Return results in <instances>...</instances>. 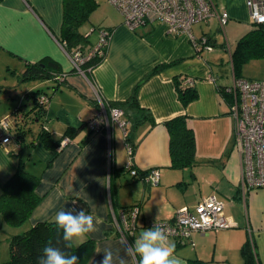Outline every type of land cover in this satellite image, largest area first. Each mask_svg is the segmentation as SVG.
I'll return each mask as SVG.
<instances>
[{"label":"crops","instance_id":"0c3cea01","mask_svg":"<svg viewBox=\"0 0 264 264\" xmlns=\"http://www.w3.org/2000/svg\"><path fill=\"white\" fill-rule=\"evenodd\" d=\"M211 2L218 13L226 11L228 18L223 26L214 15L196 23L201 24L198 29L191 27L193 36L205 35L213 45L212 49L200 52L195 50L186 33H170L162 22L129 29L110 5L118 16H107L105 25L89 32L81 31L87 36L84 48L87 51L97 43L99 30H110L104 58L88 71L73 69L59 41L62 0L0 2L1 79L16 76L13 63H18L23 73L28 63L40 62L46 57L56 61L60 71L67 72L63 82L56 86L52 79L22 77L34 83L25 88L22 97L32 100L30 95L37 89L47 94L42 120L53 137L58 138L67 128L77 129L63 146L49 149L35 140L21 149L26 166L41 175L36 191L42 199L26 220L25 228L38 221L54 220L56 212L62 209H85L102 223L98 225V232L73 242L93 240L94 249L87 264H99L103 253L97 254V248L111 246L114 252L122 250L120 242L133 243L151 221L169 220L179 208L193 209L204 197L214 194L223 203L224 214L235 225L207 232L194 231L183 242L169 237L175 245V255L184 264H245L241 249L249 243L257 263L264 264V187L242 190L233 118L229 103L218 90V87L230 86L235 76L232 73V82L227 81L221 68L219 72L214 68L226 57L232 68L230 52L236 41L253 27V22L247 0ZM62 65L69 66V70L65 71ZM154 68L157 71L144 79ZM180 79L181 85L190 79L196 91V98L186 105L178 97L176 80ZM138 83V102L145 115L136 111L123 115L128 121L131 140L125 139L116 123L110 125V132H92L87 121L97 110L96 92L109 103L121 102ZM43 85L51 92L42 88ZM20 103L19 100L9 110L0 109V119L9 117L19 106L28 110L32 105ZM182 114L194 132L197 163L177 168L171 164L169 134L164 122ZM8 122L14 127V118ZM115 129L121 132L120 139ZM130 144L134 145L131 155L127 148ZM17 146L13 139L0 142V183L17 167ZM129 159L140 172L158 169L157 183L150 184L145 178L133 177L122 169ZM134 204L138 207L136 227L133 233L124 232L119 208ZM0 227L6 229L1 218ZM14 230L7 239L20 233L19 229Z\"/></svg>","mask_w":264,"mask_h":264},{"label":"trees","instance_id":"16d2710c","mask_svg":"<svg viewBox=\"0 0 264 264\" xmlns=\"http://www.w3.org/2000/svg\"><path fill=\"white\" fill-rule=\"evenodd\" d=\"M96 7V0H62V23L59 41L68 53L74 50H79L81 53L86 52L84 48L87 44V36L80 31V27L89 20L90 14ZM103 58L104 55H95L86 61L81 66V69L83 71L91 70ZM256 58H264V24L253 23V27L236 41L234 48L230 52V61L235 78H245L240 74L242 65ZM157 69H152L144 79L156 72ZM66 74L67 72L60 71L59 64L56 61L46 57L40 62L26 64L22 77L25 80L52 79L57 86L63 82L62 78ZM176 82L178 85V97L184 105L196 98V91L191 85H181L182 79L176 80ZM139 85L140 83L133 87L130 96L126 100L110 104L121 107L124 114L128 111H136L145 115V111H143L138 102ZM227 87V85L218 87V90L229 103V113H231L230 106L233 103V95L231 91L226 89ZM42 94L47 96L46 93L39 89L31 93L32 105L28 110H24L19 106L12 111L14 127H10L8 141L13 139L18 145L19 150L15 152L18 156V164L11 176L0 183V218L5 225L12 227L24 224L42 199V196L36 191L41 175L34 168L26 166V162L21 156V149L32 145L35 140H40L46 148H57L62 138H70L77 131L75 128H67L58 138L51 135L47 128L43 126L42 119L46 112L47 103L40 104L38 102V98ZM39 120L42 123L37 129L35 136L33 134L35 132L32 131L28 124ZM164 125L169 134V154L172 166L184 168L195 165L197 163L195 157V136L193 130L187 125L186 115H176L166 120ZM130 127H133V125ZM33 136H35L34 140L32 139ZM125 139L127 141L131 140L127 129ZM130 147L133 152L134 145L130 144ZM122 169L125 168L122 167ZM143 173L144 171L140 172L137 170V176L142 177ZM134 206H137V204L123 206L119 210L129 220ZM121 229L124 231L123 227ZM62 237L63 231L58 228L55 220L38 221L22 232L9 236V258L4 262H0V264H36L37 258L43 255L44 247L49 244L59 247L62 251L69 254L77 255L80 264H87L94 249L93 240L86 239L78 244L72 242L71 248H68ZM241 252L245 264H258L249 243L244 244Z\"/></svg>","mask_w":264,"mask_h":264},{"label":"built area","instance_id":"2783aa9c","mask_svg":"<svg viewBox=\"0 0 264 264\" xmlns=\"http://www.w3.org/2000/svg\"><path fill=\"white\" fill-rule=\"evenodd\" d=\"M109 2L122 16L123 23L129 29L135 30L147 23L162 22L170 33H186L198 52L202 49L210 50L213 45L205 35L199 38L193 36L191 27L207 21L214 15L218 16L223 26L228 18L226 11L218 13L215 10L211 0H109ZM247 5L251 22L264 24V0H247ZM109 38L110 31L101 29L98 41L92 48L84 53L79 50L67 52L73 69L81 71V66L91 57L104 55ZM184 84L190 85L191 80H186ZM226 89L233 95L230 114L233 118L235 146L241 160L242 190L264 187V81L234 77L232 84ZM95 100L97 110L87 121L89 129L92 132L101 130L110 132V125L116 123L126 134L128 121L123 118V109L105 101L99 91L96 92ZM38 102L46 104L48 97L42 94ZM9 131L8 117L0 119V142H8ZM67 141L68 137L62 138L59 147ZM127 148L128 154L131 155V147ZM124 168L132 176H137V170L130 159ZM141 176L150 184H155L158 181V169L146 170ZM119 214L124 231L133 232L138 219V207L132 208L129 220L122 211H119ZM154 224L161 227L168 237H173L179 242L190 239L194 231L207 232L235 225L224 214L223 203L214 194L204 197L193 209L188 206L179 208L171 220L151 221L147 227L151 228Z\"/></svg>","mask_w":264,"mask_h":264},{"label":"clouds","instance_id":"9594fccd","mask_svg":"<svg viewBox=\"0 0 264 264\" xmlns=\"http://www.w3.org/2000/svg\"><path fill=\"white\" fill-rule=\"evenodd\" d=\"M65 71L69 66L62 65ZM71 190V189H69ZM55 223L63 231V241L66 247L71 248L73 241H81L90 234L99 231L98 225L102 221L85 209L60 210L54 217ZM122 250L115 252L111 246L96 249V253H103L99 264H184L175 255V245L169 241L164 230L154 224L153 227L144 229L134 242L127 240L121 242ZM36 264H80L77 255L62 251L61 248L49 244L44 247L43 255L37 258Z\"/></svg>","mask_w":264,"mask_h":264},{"label":"rangeland","instance_id":"374dc122","mask_svg":"<svg viewBox=\"0 0 264 264\" xmlns=\"http://www.w3.org/2000/svg\"><path fill=\"white\" fill-rule=\"evenodd\" d=\"M96 1L98 4L97 7L90 15L89 20L80 27V31L88 30L89 32L93 28L105 25V22H106L105 18H107V16L108 17L114 16V15L118 16V12L112 6H110L111 4H109L108 0H96ZM199 26H201V24L193 25L192 29L193 30L198 29ZM217 34H221V31H217ZM13 65L16 66V68L12 67V69L15 70V75H16L15 77L7 76V78L3 80L1 79L3 77L0 76V85H2L0 87V109H3V108L7 110H9V108L12 109L19 100L21 102L20 104L23 106H26L27 104H32L31 99H26V97H22V96H24L23 93L25 92L24 91L25 88L34 83L30 81L27 82V81L22 80L23 73H21V68L19 67V64L13 63ZM219 67L222 70L221 73L225 76L224 78L227 77L228 78L227 81L229 80L232 82L233 71H232V68L229 62V58L226 57L223 59V62L221 64L214 65V68L216 69L217 72H219L220 70ZM240 74L245 77L264 81V58H259V59L256 58V59H251L247 61L246 63L242 65ZM15 80L17 81L15 82ZM47 85L49 87L50 83ZM42 88H45L47 91L51 92V89L46 88V86L44 85L42 86ZM13 118L14 116L12 115V113H10L9 118H8L9 121H12ZM41 123H42L41 120L36 121V122H31L29 123V126L31 127L32 131H36L40 127ZM127 131L129 132V128H127ZM115 133L117 135V138L120 139L121 132L118 129H115ZM25 223L20 226H16V227L5 225L6 229H4V227H0V262H4L8 260L9 258L8 239H7L9 233L14 232L15 231L14 228H17L20 230V232H22L23 230L26 229ZM7 227L9 229H7Z\"/></svg>","mask_w":264,"mask_h":264}]
</instances>
